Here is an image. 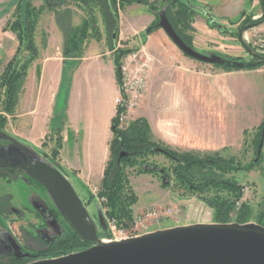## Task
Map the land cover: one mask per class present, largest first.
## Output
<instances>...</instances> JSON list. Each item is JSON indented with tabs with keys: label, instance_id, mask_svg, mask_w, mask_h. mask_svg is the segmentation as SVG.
<instances>
[{
	"label": "rangeland",
	"instance_id": "obj_1",
	"mask_svg": "<svg viewBox=\"0 0 264 264\" xmlns=\"http://www.w3.org/2000/svg\"><path fill=\"white\" fill-rule=\"evenodd\" d=\"M146 1L147 4L136 1L132 4L125 3L120 7L119 14L122 18H125L126 14L133 18L141 17L142 14H152L154 17V22L150 25L152 32L155 29H162L158 26L159 12L165 10L170 22L187 44L202 54L219 56L223 60L222 64L229 61L243 65L259 55H264V4L261 0ZM19 2L22 5L30 2L36 8H42L37 23L43 13H51L56 9L61 12L71 10L73 15L82 18L91 15L95 19L96 27L102 32V39L104 36L106 44L110 43L109 35L112 27L106 29L103 21L105 11L96 1L85 4L81 0H50L53 5L49 9L45 0H0V31L12 30L13 22L20 17ZM126 25L131 29L130 22H126ZM162 34L161 38L156 37L154 41L143 34L126 39L125 44H129L128 46L121 43L124 44L122 47L125 49L143 47L150 62L147 91L133 117L138 118L141 110L144 109L148 116L146 118L153 128V138L165 143H168L170 136L175 138L180 135L172 133L168 123V114L174 110V105L179 106L177 112L180 113L185 106L193 115L192 118H201V121L210 122L212 117L217 116L218 121L223 123L228 121L227 124L230 126L233 118V134H231L234 139L238 137L237 143L233 142L221 153L238 157L242 167L245 168L256 164L252 169L233 170L226 174V178H230L242 187L239 203L246 201L250 204V215L246 218L249 222H256L264 201V66L256 69H228L231 70L228 71L219 63L201 62L187 56L165 31ZM94 40L91 39L92 42ZM18 49L20 51L16 53L17 66L20 67L32 54L26 43H21L20 40ZM37 53L38 51L36 55ZM7 58L3 56L0 59V116L6 117L7 94L5 87L2 86L1 76L6 69ZM210 94L219 97L210 98ZM6 128L5 124L3 131L6 132ZM192 135L194 139L191 142L194 145L200 144L199 136L202 134ZM2 143L9 151L11 160L17 161L12 153V150L18 148L15 143L7 140H2ZM53 146L47 144L39 150L51 161L54 158ZM172 147L174 148L173 145ZM175 149L187 150L178 146H175ZM192 150L200 153L216 152ZM122 152L126 154L125 151ZM136 160L138 164L124 165L129 184L137 195L133 213L139 212L140 206H143L144 210L153 206H178L181 209V214L178 216L164 219L160 224L146 230L198 222H218L214 209L202 200L197 192H193L174 178L176 176L171 170L173 162L166 155L151 153L136 156ZM154 164L169 170V175L164 179L159 172L141 171V167L154 169ZM168 181L170 185L163 186ZM99 188H92L88 191L89 196L81 195V198L95 224L101 230H105L104 238L111 239L115 229L108 223L109 218L97 193ZM219 193L222 196L230 195L227 190ZM215 194V190L205 193L208 196ZM3 200L7 205L1 204ZM239 206L238 204L237 208ZM0 207L3 209L0 212V256L6 255L8 251L23 254L47 250L46 241L40 239H52L67 227L52 197L26 173L6 175L0 168ZM237 208L230 214V222L241 223L238 221ZM103 216L107 228L101 225Z\"/></svg>",
	"mask_w": 264,
	"mask_h": 264
},
{
	"label": "crops",
	"instance_id": "obj_2",
	"mask_svg": "<svg viewBox=\"0 0 264 264\" xmlns=\"http://www.w3.org/2000/svg\"><path fill=\"white\" fill-rule=\"evenodd\" d=\"M117 5L120 11L119 2ZM103 18L107 29L105 13ZM85 21L90 23L86 35L78 43L69 44L70 34L79 33ZM126 22H130L131 29L126 27ZM153 22L150 13L134 18L127 14L122 18L119 14L118 27L113 34L110 31L109 44L104 36L102 39V32L91 15L82 18L73 15L71 10L56 9L43 13L37 23L34 42L38 53L21 81L13 110L7 113L6 132L37 151L47 144L54 145L57 154L52 161L80 197L89 196V190L101 186L111 156L116 99L120 95L117 44H125L129 37L143 34L152 41L161 38L162 29L147 33ZM18 48L19 39L12 30L0 31V59L8 57L6 65ZM178 107L174 105V110L169 112L168 123L171 132L180 135L170 136L168 143L161 142L174 148L220 152L237 143L238 137L234 139L232 135L233 118L230 126L228 121H218L217 116L210 122L201 121V118H192L185 106L182 113L177 112ZM139 117H148L144 109ZM194 133L202 134L200 144L191 142ZM140 207L139 212L144 210Z\"/></svg>",
	"mask_w": 264,
	"mask_h": 264
},
{
	"label": "trees",
	"instance_id": "obj_3",
	"mask_svg": "<svg viewBox=\"0 0 264 264\" xmlns=\"http://www.w3.org/2000/svg\"><path fill=\"white\" fill-rule=\"evenodd\" d=\"M85 4L96 1L99 3L104 13L107 16L109 28L112 27V34L118 27V5L117 0H81ZM147 4L146 0H120L119 5L125 3L132 4L133 2ZM264 4V0H261ZM48 8H52V2L45 0ZM20 17L13 22L12 31L17 34L21 43H26V47L30 50L29 58L25 60L20 67L17 66V54L7 63L6 69L2 74V86L5 87L6 107L5 113L12 111L17 99L20 84L26 74L29 64L36 58L37 49L34 45V31L37 23L38 15L42 12V8H36L30 2L22 5L18 3ZM89 21H85L79 33L70 34L68 43H78L82 39L89 28ZM158 26L160 27L159 23ZM152 27H148L147 33L151 32ZM111 34V35H112ZM125 50H118L116 63H119L120 55ZM221 65L227 69H256L264 66V55L257 56L253 61L244 63L239 66L235 63L224 62ZM7 123L6 116H0V131H3V126ZM264 125V124H263ZM262 127V126H261ZM259 144V142H258ZM257 144V145H258ZM111 156L107 162L104 177L98 191V195L103 199L102 204L106 209V216L110 220H115L118 227H130L133 223L134 213L133 205L137 202V195L129 184L124 165L138 164L136 156H145L146 154L163 153L172 162V171L180 184H183L193 192H197L199 197L206 201L212 209L217 221L220 223H228L230 214L237 208L241 197V186L226 178V174L233 171L244 169L239 158L236 156H226L220 151L213 153H200L199 151L175 149L159 140H155L152 135L151 126L145 117H138L131 121L127 128L121 130L117 128V124H113V139L111 141ZM125 151L126 154L120 156V153ZM57 152L54 151L56 156ZM54 156V157H55ZM256 164V163H255ZM255 164H252L245 169H252ZM155 168L141 167L142 172H159L162 177L169 175V170L160 168L154 164ZM153 166V167H154ZM170 182L164 183L163 186H169ZM215 190L213 196L205 195L210 191ZM229 191V196L219 195L220 191ZM238 221L241 223L249 222L247 219L250 215L248 202L242 201L239 203ZM0 207V212H2ZM247 217V218H246ZM256 223L264 226V201L261 211L257 217ZM100 232V236L105 237L104 229ZM46 239V238H45ZM44 239V240H45ZM47 250L23 253L14 256L0 257V264H27L32 261L54 258L66 255L72 252L79 251L92 245L79 236L68 224L66 229L55 235L52 239H46ZM23 260V261H21Z\"/></svg>",
	"mask_w": 264,
	"mask_h": 264
},
{
	"label": "water",
	"instance_id": "obj_4",
	"mask_svg": "<svg viewBox=\"0 0 264 264\" xmlns=\"http://www.w3.org/2000/svg\"><path fill=\"white\" fill-rule=\"evenodd\" d=\"M159 16L160 27L187 56L206 63L223 62L219 56L202 54L187 44L165 10ZM2 140L18 147L12 150L17 161L11 160ZM0 141V168L23 169L52 197L65 222L92 243L76 252L27 264H264V226L256 222H198L155 229L122 240L106 239L100 236L103 230L95 224L82 198L56 163L5 131H0ZM101 225L107 228L104 216Z\"/></svg>",
	"mask_w": 264,
	"mask_h": 264
},
{
	"label": "built area",
	"instance_id": "obj_5",
	"mask_svg": "<svg viewBox=\"0 0 264 264\" xmlns=\"http://www.w3.org/2000/svg\"><path fill=\"white\" fill-rule=\"evenodd\" d=\"M117 50H125L117 64V74L120 85V95L116 99V116L114 123L121 130L128 127L134 119V113L144 100L147 90L150 62L143 47L125 49L117 44ZM98 193V192H97ZM100 202L103 199L100 198ZM239 204V203H238ZM104 212L106 209L104 207ZM181 214L178 206H153L134 214L130 227H118L115 220L108 219L115 232L112 239L122 240L148 232L149 227L158 225L162 220Z\"/></svg>",
	"mask_w": 264,
	"mask_h": 264
},
{
	"label": "flooded vegetation",
	"instance_id": "obj_6",
	"mask_svg": "<svg viewBox=\"0 0 264 264\" xmlns=\"http://www.w3.org/2000/svg\"><path fill=\"white\" fill-rule=\"evenodd\" d=\"M167 16H168V14H167ZM1 142V141H0ZM3 171H4V173H6V175H15L17 172L18 173H25V171L23 170V169H21V168H19V167H16V166H11V167H4V168H1ZM31 179V178H30ZM33 180V179H32ZM34 182L35 183H37L38 185H40L38 182H36L35 180H34ZM41 186V185H40ZM1 204L3 205V206H5V205H7V203L3 200L2 202H1ZM3 210V209H2ZM41 238V237H40ZM46 239H48V238H46ZM46 239L45 240H43V239H40V241H43V242H45L46 241ZM46 245H47V241H46ZM30 249V248H29ZM19 254H22V253H18L17 254V252L16 251H8V253L6 254V255H4V256H14V255H19ZM21 261H23V260H21Z\"/></svg>",
	"mask_w": 264,
	"mask_h": 264
}]
</instances>
